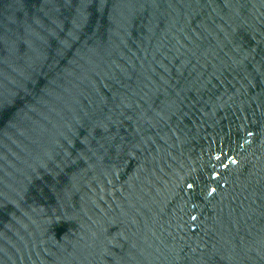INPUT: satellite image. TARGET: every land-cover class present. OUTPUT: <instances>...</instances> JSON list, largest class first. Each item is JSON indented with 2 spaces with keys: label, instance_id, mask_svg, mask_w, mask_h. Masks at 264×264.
<instances>
[{
  "label": "water",
  "instance_id": "water-1",
  "mask_svg": "<svg viewBox=\"0 0 264 264\" xmlns=\"http://www.w3.org/2000/svg\"><path fill=\"white\" fill-rule=\"evenodd\" d=\"M0 264H264V0H0Z\"/></svg>",
  "mask_w": 264,
  "mask_h": 264
}]
</instances>
